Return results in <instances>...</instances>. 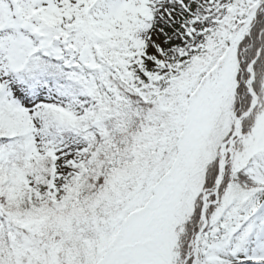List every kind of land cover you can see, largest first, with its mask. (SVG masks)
I'll use <instances>...</instances> for the list:
<instances>
[{"label": "snow or ice", "instance_id": "6c2138e0", "mask_svg": "<svg viewBox=\"0 0 264 264\" xmlns=\"http://www.w3.org/2000/svg\"><path fill=\"white\" fill-rule=\"evenodd\" d=\"M0 264H264V0H0Z\"/></svg>", "mask_w": 264, "mask_h": 264}]
</instances>
